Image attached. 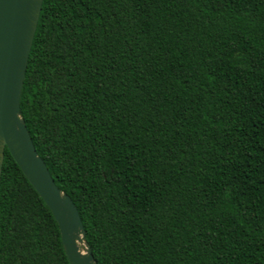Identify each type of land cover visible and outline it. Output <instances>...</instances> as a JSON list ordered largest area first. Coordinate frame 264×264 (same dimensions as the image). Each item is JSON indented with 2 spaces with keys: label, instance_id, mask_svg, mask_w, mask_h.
<instances>
[{
  "label": "trees",
  "instance_id": "trees-1",
  "mask_svg": "<svg viewBox=\"0 0 264 264\" xmlns=\"http://www.w3.org/2000/svg\"><path fill=\"white\" fill-rule=\"evenodd\" d=\"M19 106L97 264H264V0H43ZM0 264H69L6 148Z\"/></svg>",
  "mask_w": 264,
  "mask_h": 264
},
{
  "label": "water",
  "instance_id": "water-1",
  "mask_svg": "<svg viewBox=\"0 0 264 264\" xmlns=\"http://www.w3.org/2000/svg\"><path fill=\"white\" fill-rule=\"evenodd\" d=\"M43 0H0V175L6 148L58 224L69 264H97L71 198L54 183L20 114L19 99Z\"/></svg>",
  "mask_w": 264,
  "mask_h": 264
}]
</instances>
